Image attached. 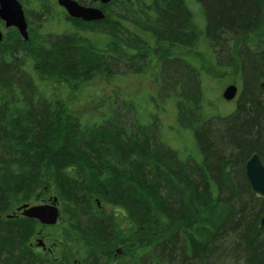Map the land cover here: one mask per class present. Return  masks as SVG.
<instances>
[{
  "label": "trees",
  "instance_id": "trees-1",
  "mask_svg": "<svg viewBox=\"0 0 264 264\" xmlns=\"http://www.w3.org/2000/svg\"><path fill=\"white\" fill-rule=\"evenodd\" d=\"M36 2L28 40L0 42V264H264V197L244 176L253 153L264 165V0H112L94 22ZM55 15L68 31L45 34ZM226 69L240 95L214 131L195 96ZM139 96L151 111L173 101L168 132L193 153L160 115L136 118ZM48 190L62 222L5 220ZM47 229L59 261L30 245Z\"/></svg>",
  "mask_w": 264,
  "mask_h": 264
},
{
  "label": "rangeland",
  "instance_id": "rangeland-1",
  "mask_svg": "<svg viewBox=\"0 0 264 264\" xmlns=\"http://www.w3.org/2000/svg\"><path fill=\"white\" fill-rule=\"evenodd\" d=\"M27 1H34V4L32 5H29V3H27ZM45 1V0H44ZM47 2L53 4V7L55 10H57L58 12H60L61 10L57 7L56 5V0H46ZM23 5V9L27 10L29 13H31L32 16H35L37 15V11H36V6H37V2L36 0H21L20 1ZM116 8L114 7L113 5L110 6V10L113 11V9ZM119 8H116L114 10H117ZM32 16L28 15V19L30 21H32ZM36 17V16H35ZM27 19V20H28ZM38 19V18H37ZM50 20H47V22H45L43 25V29H42V32H44L45 34H50V35H62L64 34L65 32L68 31V29H65V25H66V22L64 21L63 19V16H54V17H50L49 18ZM41 19L39 20H35L34 22L36 24H38V22L40 23ZM69 26V25H68ZM0 29L1 31H5V28L2 24H0ZM213 56L215 58H217L215 52L213 51ZM193 62H196L197 64V68L200 70L201 72V63L200 62H197L195 60H193ZM195 64V65H196ZM144 66V65H143ZM222 67H224L222 65ZM227 68V67H226ZM129 67H124L123 64L121 65V67H119V71L120 72H123V71H128ZM158 72V71H157ZM224 73L226 74V76H223V77H220L217 79V76H208V75H202L201 76V83L200 84V87H198V92L199 94H197L195 96V98L200 101V104L201 106L203 107V109H205L204 112H206L207 114H205V118H204V122H207L209 125H211L212 127V130L214 131H218V130H221V127H220V123H221V120L225 119V118H222V119H219L220 117L218 116H228L231 112H234V109H235V106H236V101L238 100V97L240 95V86H238V93H237V96L231 100V101H225L221 98V92L222 90L224 89V87L228 84H231L230 83V80L231 78L229 76H231L230 74L232 73L231 70H228L226 69L224 71ZM208 76V78H207ZM128 81H131L133 82V78L132 79H128ZM127 81V82H128ZM119 83H127L126 82V79L124 80H119L118 81ZM202 84V85H201ZM264 87V84L262 85L261 88ZM140 91H137V93H139V95H144V93H148L150 92V90H152V85H150L148 82H145V81H142L141 82V87L139 88ZM110 96H113L112 93L109 94ZM172 96H174L175 94L174 93H171ZM166 97V96H165ZM264 97V94L262 96V98ZM173 98V97H172ZM264 99V98H263ZM121 101V100H119ZM136 103H138V105L136 106V109H135V114H136V118L139 120V121H143L144 118H145V115L150 112L151 113V116L152 117H156V114L157 116L160 115L159 119L161 120L162 122V127H160L161 131H162V134L163 132L167 134V137L169 135V138L172 139V143L174 145H176L177 147H182V148H186L185 150L187 152H190V153H193V147L192 146V141L190 139H188L189 135L187 132H182L180 134L176 133V134H173L172 132L169 133L168 131H170V125H174L175 123L177 124V120H176V117H175V112H174V108H173V101L171 99H167L165 101H163V105L157 110L155 109V111H151V105L149 103H146L144 101H141L140 100V96H139V100H137L136 98ZM121 102H119V104L117 105L118 107L121 106ZM123 107H126L125 105H123ZM177 116V115H176ZM227 118V117H226ZM163 137L165 138L164 134H163ZM188 145L190 147H188ZM175 147V146H174ZM176 148V147H175ZM56 196L51 190H48L47 192H45V196L43 198H38V199H35L31 202H27L26 204H28L29 206H33V205H39V204H43V203H46L48 204V200L51 199L52 197ZM57 207L59 208V211H60V217H61V220L58 221V223L62 222V210L64 207V204L63 203H60L58 201V205ZM16 208V207H15ZM13 208L12 210H10V212H8V215H13V214H16V217L17 218H21V214H19V212H16V209ZM1 218V217H0ZM6 220V218H5ZM12 220V219H11ZM53 232L52 229H47V231H41L40 232V236L37 237V238H34L32 240L33 243L35 242H38V240H40V238H42L43 234L42 233H48V234H51ZM58 237V236H57ZM55 236L53 235L51 238L48 239H44L43 241H45L46 245L47 246H52V253L54 255V259H59L63 257V254L62 252L58 251V248L55 246V244L51 243L50 241L51 240H54ZM118 249H122L121 246H116L114 248V252L117 251ZM35 251V250H34ZM74 252H72L73 254ZM86 256L85 252H82L80 254H78L76 256V258L78 259V262L79 260H82L84 259ZM73 258H74V255H73ZM72 258V259H73Z\"/></svg>",
  "mask_w": 264,
  "mask_h": 264
},
{
  "label": "water",
  "instance_id": "water-1",
  "mask_svg": "<svg viewBox=\"0 0 264 264\" xmlns=\"http://www.w3.org/2000/svg\"><path fill=\"white\" fill-rule=\"evenodd\" d=\"M92 3L99 2L101 5H108L111 0H88ZM57 4L63 7L68 16L82 21H100L105 18L103 8L86 7L76 0H57ZM0 20L6 28L14 27L23 40H28L27 23L23 8L18 0H0ZM0 31V42L2 40ZM238 88L234 84L227 85L222 98L231 101L235 98ZM244 173L252 193L258 197H264V166L256 153H253L244 163ZM57 198L52 199V204L29 207L27 204L18 208L23 210V216L35 219L42 225H54L59 218V211L56 207ZM264 225V216L260 220ZM41 245V242L39 243Z\"/></svg>",
  "mask_w": 264,
  "mask_h": 264
},
{
  "label": "flooded vegetation",
  "instance_id": "flooded-vegetation-1",
  "mask_svg": "<svg viewBox=\"0 0 264 264\" xmlns=\"http://www.w3.org/2000/svg\"><path fill=\"white\" fill-rule=\"evenodd\" d=\"M76 1L79 2V4H81V5H83V6H86V7H100L99 4H97V3H92V2H90V1H88V0H76ZM16 212H17V211H16ZM19 214H20V212H19ZM13 215H16V214H13ZM44 249H45V247H44ZM44 249H43L42 251H45ZM46 251H47L48 253H50V252L52 251V248H46ZM49 251H50V252H49ZM118 256H120V254H116V252H114V253H113V257H112L113 261H116ZM74 261H75V260H73V264H74Z\"/></svg>",
  "mask_w": 264,
  "mask_h": 264
},
{
  "label": "bare ground",
  "instance_id": "bare-ground-1",
  "mask_svg": "<svg viewBox=\"0 0 264 264\" xmlns=\"http://www.w3.org/2000/svg\"><path fill=\"white\" fill-rule=\"evenodd\" d=\"M244 176H245V173H244ZM245 178H246V177H245ZM263 216H264V215H262L261 218H262ZM261 218H260V220H261ZM260 220H259V224L261 225ZM85 258H86V256H85ZM85 258H84V259H85ZM82 262H83V259H82V260H79V262H78V260L76 259V260L74 261V264H82Z\"/></svg>",
  "mask_w": 264,
  "mask_h": 264
}]
</instances>
